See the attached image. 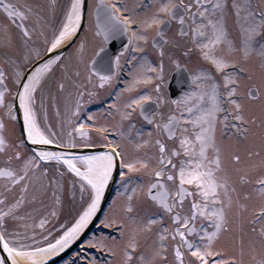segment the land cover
Returning a JSON list of instances; mask_svg holds the SVG:
<instances>
[{"label": "snow or ice", "instance_id": "6c2138e0", "mask_svg": "<svg viewBox=\"0 0 264 264\" xmlns=\"http://www.w3.org/2000/svg\"><path fill=\"white\" fill-rule=\"evenodd\" d=\"M85 7V0H69L60 26L49 37L44 16L30 6L0 4L22 35L21 55L5 57L13 71L6 75L0 64V106L14 123L15 105L5 93L18 99L28 141L64 143L55 132L42 129L36 116L37 90L54 66L64 69L55 87L77 120L81 106L93 99L104 96L108 105L105 123H94L97 115L90 113L73 127L98 130L108 150L95 156L26 149L23 134L13 140L0 116V251L6 253L0 264H48L67 249L95 214L117 160L125 169L120 173L123 203L120 215L107 222L119 226L118 236L87 242L111 256L107 264H264V148L247 153L259 157V163L245 161L217 138L218 125L248 135L257 119L248 111L252 101L259 100L264 113V0H153L139 11L138 5L109 3L105 24L97 29L99 45L89 54L81 39L72 65L71 57L62 59L63 52L54 50L80 29ZM33 14L45 51L53 53L47 60H40V51L32 47L37 30L25 21ZM117 40L119 50H108L109 42ZM5 45L15 46L10 32ZM194 54L196 66L189 63ZM34 60L40 62L23 73L21 63ZM125 68L123 86L114 87ZM9 76L14 92L7 86ZM149 84L150 91L126 95ZM260 124L264 128V119ZM64 146L76 144L70 137ZM45 161H56L57 172L50 174L53 166ZM67 170L80 177L83 203L75 222L61 225L64 230L53 235L45 225L59 214ZM142 175L149 178L142 180ZM253 199L259 203L251 211V227L247 234L241 227L233 235V216L242 223ZM30 205L47 207L39 234L29 231V221L32 229L37 227L33 215L38 211ZM81 261L100 264L81 253L69 264Z\"/></svg>", "mask_w": 264, "mask_h": 264}, {"label": "flooded vegetation", "instance_id": "af4514ba", "mask_svg": "<svg viewBox=\"0 0 264 264\" xmlns=\"http://www.w3.org/2000/svg\"><path fill=\"white\" fill-rule=\"evenodd\" d=\"M14 3L17 5H25L27 4L30 6L33 10V13H40V15L44 16L45 23H44V33L46 36H51L52 32L58 28L63 20L64 12L69 4V0H0V4L2 3ZM100 0H88V3L86 5L85 10V18L83 20L82 26L80 25V29L62 46L58 47L55 50H58V52H63V58L65 57H71V60L69 61L70 64L75 65L76 64V49L79 45V42L81 39H84L85 36H93L98 43H89L88 39H85L87 41V51L89 54H91L96 47L99 45V37L97 35V23L95 19V13L96 11L101 8V6L107 7L109 3H124L127 4L129 7L133 6H140L137 8V11L140 10V8L144 7L145 5H148L149 3L153 2V0H103L102 3H100ZM125 15H128L127 12L124 13ZM82 22V21H81ZM25 23L30 28H35L37 30V34L35 38L32 41V47L39 50L41 53L40 60L43 59L46 55L52 54V52H46L45 51V44L44 39L39 35L40 30V22L36 19V16L30 15L29 19L25 21ZM175 22L173 23V27L175 28ZM10 32L11 36L14 41L15 46H6V36L7 33ZM22 35L20 32V29L17 28L14 24L10 23L9 18L7 17V14L3 12V9H0V64H4V70L6 72V75L8 73H11L13 69L11 66H9L5 60L6 56H12L21 55L22 47ZM126 42V40H125ZM54 50V52H55ZM179 52V50H177ZM153 53V57H156V53ZM32 55H35V52L32 53ZM38 61L34 60L32 64H25L21 63L20 69L23 73L27 74L33 64H36ZM64 69L59 66H54L52 72L49 74L48 78L43 82L42 87L37 90L36 94V116H37V122L40 124L41 128L44 129L46 132L51 131L55 132L56 136L63 141L64 143L61 144H51V145H36L33 144L31 141H28L26 139L27 131L24 126L23 122V109L19 106L18 99H14L12 95L9 93H5V97L7 100L11 101L15 105V122L11 121L8 116L7 112L5 110V106H0V116H2L8 125V132L7 134L15 140L17 136H21V138L25 139V146L26 149H30L32 151H36L39 148L43 147H50V148H56V147H64V148H82V147H99L103 146V143L105 145V141L102 140L101 134L98 132L96 128H86V129H79L77 131H73V127L75 126V123H82L86 121L89 117L90 113H96L97 115V121H94V123H105V117L106 113L104 112V109L108 107L105 97L102 96L99 99H93L91 102H89L86 105H82L81 107L84 109L78 114L79 119L77 120L76 116H72L64 103L63 95L59 93L55 87L56 81L63 75ZM127 75V68L124 69V73L121 76L120 80L118 82H114V87H122L124 84V77ZM172 75V74H170ZM83 79V77L81 78ZM69 86H70V82ZM9 88L13 90V92L16 89V86L14 85L11 77H8V85ZM85 87H90L89 85H85ZM3 90V87L0 86V91ZM140 92L143 91V88L139 89ZM42 108L44 109V114H41ZM59 109V111H57ZM70 120L72 123H70ZM60 130L62 132H60ZM80 131H88L91 135L88 136H80ZM108 135V134H107ZM72 138L75 142V147H65L64 144L67 143L69 138ZM55 149H51L50 151H53ZM4 157L0 156V167L4 166ZM44 164L58 167L56 161H45ZM64 169L67 168V166H63ZM57 171V169H56ZM68 173H71L70 170L66 171V174L64 175V181L67 183L70 181V176ZM256 207L258 206V200L253 199ZM46 208V207H45ZM44 208V209H45ZM258 214V213H257ZM35 221V219H34ZM251 227L250 219L249 221H244ZM32 221H29V231H32L31 228ZM118 225L109 227L106 225H98V228L91 233L85 241L71 254L68 258L65 259L63 263L69 264V262L73 260H77V253H81L83 256H87L88 258L95 257L100 264L107 263L112 258L111 256L104 252L102 249L98 247H91L88 245V241L93 240V238H100L102 236H118ZM6 254V253H5ZM0 251V255H5ZM62 263V264H63ZM81 264H86V262L81 261Z\"/></svg>", "mask_w": 264, "mask_h": 264}, {"label": "rangeland", "instance_id": "374dc122", "mask_svg": "<svg viewBox=\"0 0 264 264\" xmlns=\"http://www.w3.org/2000/svg\"><path fill=\"white\" fill-rule=\"evenodd\" d=\"M84 39H88L89 43H98V41L95 40V38L93 36H85ZM179 54V52H178ZM152 56L153 53H152ZM189 63L192 66H196V64L198 63V60L195 56V54L193 55V57L191 58V60L189 61ZM140 88H143V91H150L151 90V85H141ZM140 88L135 89L133 93H126V95H134L135 92H140ZM249 113L251 115H255L256 116V122L253 123L252 125H250L249 127V132L247 136L241 135L240 133H236L233 129H231L230 127L225 129L220 127L219 125L217 126V138L218 140H220L225 147L227 148V150L229 152L231 151H237L241 157L242 160L245 161H255L256 163H259V157H248L247 153L250 151H259L262 148H264V128L261 127L260 121L261 119H264V113H262L261 111V105H260V101L256 100V101H252L249 104V109H248ZM41 114H44V109L42 108V110L40 111ZM223 115V114H221ZM134 119L139 120L140 117L138 115V113H134ZM60 132H62L60 130ZM108 136L110 138H116V134L109 132L107 133ZM103 140V138H102ZM104 141V140H103ZM103 146L104 145L103 143ZM211 151V150H210ZM57 167H50V174H54L56 173ZM125 171V169L123 168V166L121 165V172ZM259 173V169H257L256 172L253 173V175H258ZM68 175L70 176V181L67 183L66 181H64L63 178V200H62V204L59 206V214L56 217L50 218L48 223L45 225V228L52 231L53 235H57L58 233H61L64 229L61 227V225H63L65 228L66 227H70L72 223L75 222V218L77 217V213L81 208V204L83 203V201L80 200L79 196V181H80V177H76L74 175V173H68ZM140 175V174H137ZM236 173L233 172L232 174V178L235 179L236 178ZM142 180H147L149 177H147L146 175H142L140 177ZM75 185L76 188V196L73 197L72 195V188ZM115 194L113 195L110 204L107 206L104 215L102 216L101 220L99 221V225L103 226L106 225L108 226V219L113 218L116 215H120V209H121V205L123 203V199L122 196L120 195L123 191L122 186H121V177L119 176V179L117 181V184L115 186ZM88 194L87 192H85V199H87ZM249 210L247 212H245L243 214L242 217V223L240 222L241 218L240 217H236L235 215L233 216L234 219V232L233 235H239V229L242 227L244 229L245 234H247L248 229L250 228V226L245 223L244 221H249L250 219V215H251V211L253 208L256 207L255 203L253 200H250L249 202ZM44 204L46 206L49 205V200L46 199L44 200ZM30 207H37L38 211L36 213H34L33 215V219H35V223L37 225V227L35 229H32L34 231H36L38 234L43 231L42 229H40L38 227L39 224V219L40 217L43 215L44 212L47 211V207L44 208H39L38 205H30ZM116 226V225H113ZM113 226H109V227H113ZM116 237V236H113ZM36 239L39 240V235L36 236ZM230 239V237H229ZM111 261V260H110ZM63 263V262H62ZM60 263V264H62ZM65 264V263H63ZM102 264H107V263H102Z\"/></svg>", "mask_w": 264, "mask_h": 264}, {"label": "water", "instance_id": "95a60500", "mask_svg": "<svg viewBox=\"0 0 264 264\" xmlns=\"http://www.w3.org/2000/svg\"><path fill=\"white\" fill-rule=\"evenodd\" d=\"M100 1H101L100 3H102L103 0H100ZM87 3H88V0H85V5H87ZM85 10H86V7H85ZM107 11H108L107 7H105V6H103V7L101 6V8H99L96 11L95 19H96L97 27H102L105 24V16L107 14ZM84 18H85V11H84ZM84 18H83V20H84ZM83 20L81 22V26H82ZM119 48H120L119 40H117L115 42V44H113L112 42H109L108 50H110L112 52H116L117 50H119ZM55 52H58V50H55ZM52 55H53V53L49 54L47 57H45L42 60H47ZM54 149H56L55 150L56 152H63V153H70V154H80V155L81 154H86V153H95V152H99V151L108 150L107 148H104V147H99V148H76V149L54 148ZM119 171H120V164H119V160H117V164H116V167L114 168V172L112 174V178L110 179V181H109V183L107 185V189L105 190V192H104V194L102 196V199H101V201L99 203V206H98V208H97L92 220L87 225L85 230L77 237V239L74 240L73 244L66 251L61 253V255H59L58 257H55L51 261H48V264H58L66 256V254H68L69 252H72L74 249H76V247L83 242V240L88 235V233L94 228V226L99 221V218H100L101 214L103 213L105 207L108 204L109 197H110V194H111V190H112L115 182L117 181V178H118V175H119ZM2 253H4V252H2Z\"/></svg>", "mask_w": 264, "mask_h": 264}, {"label": "bare ground", "instance_id": "6f19581e", "mask_svg": "<svg viewBox=\"0 0 264 264\" xmlns=\"http://www.w3.org/2000/svg\"><path fill=\"white\" fill-rule=\"evenodd\" d=\"M71 37H72V36H71ZM71 37H69L67 40H65L60 46H62L65 42H67ZM60 46H59V47H60ZM104 151H107V150H104ZM104 151H99V152H95V153L81 154V156H95V155H97L98 153H100V152H104ZM53 152H55V151L53 150ZM75 155H80V154H75ZM83 163H84L83 161L78 162V165H77V166L79 167V166H81ZM113 172H114V169H113V171H112V174H113ZM74 175H75V173H74ZM109 181H110V180H109ZM109 181H108V183H109ZM108 183H107V185H108ZM106 189H107V186L105 187V189H104V191H103V194H104V192H105ZM93 216H94V215H93ZM92 218H93V217H92ZM92 218H91V220H92ZM91 220H90V221H91ZM90 221H89V223H90ZM89 223H88V224H89ZM88 224H87V225H88ZM86 227H87V226H86ZM86 227H85V228H86ZM85 228L80 232V234L85 230ZM80 234H79V235H80ZM73 242H74V241H73ZM72 244H73V243H72ZM72 244H71V245H72ZM71 245H70V246H71ZM70 246H69V247H70ZM69 247H68V248H69ZM68 248H67V249H68ZM67 249H65L64 251H66ZM64 251H63V252H64ZM63 252H61V253H63ZM61 253H59V254H58L57 256H55V257H58ZM55 257H51V258L49 259V261L53 260ZM21 264H28V262H27V261H21Z\"/></svg>", "mask_w": 264, "mask_h": 264}]
</instances>
